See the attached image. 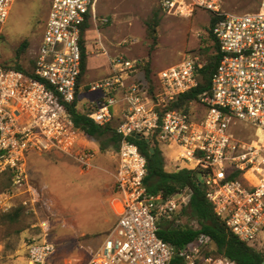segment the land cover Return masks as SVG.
<instances>
[{
  "label": "built area",
  "instance_id": "built-area-1",
  "mask_svg": "<svg viewBox=\"0 0 264 264\" xmlns=\"http://www.w3.org/2000/svg\"><path fill=\"white\" fill-rule=\"evenodd\" d=\"M14 1L0 0V25ZM98 1L51 0L30 73L0 66V167L14 173L12 187L0 194V212L11 208L18 195H26L24 206L43 202L28 174L31 153L67 155L83 170L94 166L96 153L81 146L86 136L75 129L69 106L89 87L80 83L81 42L85 25L97 22ZM157 3L174 17L204 11L216 18L213 34L221 61L210 91L200 94L198 103L191 102L189 111L170 106L199 86L203 65L195 55L161 71L152 92L144 80L132 81L135 74L143 75L140 61L123 56L111 60L109 79L89 87L102 90L103 97L83 109L79 103V109L98 126L116 123L122 140L114 179L118 220L88 264H236L214 255L206 235L181 249L158 236L161 220L182 224L179 215L190 194L151 193L145 182L147 159L129 138L153 137L161 148L175 146L172 171L197 170L215 215L228 229L249 246L264 241V0L246 14L225 12L222 0ZM248 130L255 133L242 139ZM55 251L45 239L34 241L27 264H47Z\"/></svg>",
  "mask_w": 264,
  "mask_h": 264
},
{
  "label": "rangeland",
  "instance_id": "rangeland-1",
  "mask_svg": "<svg viewBox=\"0 0 264 264\" xmlns=\"http://www.w3.org/2000/svg\"><path fill=\"white\" fill-rule=\"evenodd\" d=\"M260 2L222 0V6L227 13L246 14L255 12ZM50 6L51 0L14 1L9 18L0 25V66L18 64L27 70L32 68ZM157 9V0L98 1L97 22H93L85 34L87 69L83 77L84 86L93 88L109 79L113 75L111 60L118 56L135 62L151 61L154 81L161 71L179 63L185 55L201 58V41L208 35L207 27L212 16L198 11L191 18H179L162 12L158 43L150 55L152 41L147 37L146 22ZM103 20L108 22L103 23ZM25 41L28 48L19 56L18 49ZM143 80L139 73L133 76L132 81L139 83ZM102 97V90L85 89L80 96V105L95 103ZM254 133L248 130L241 138L248 140ZM81 146L96 153L95 165L91 169L82 170L67 155H44L34 161V174L47 177V192L42 196L43 202L35 207L24 206L22 201L26 195H18L11 208L0 212V264H27L29 244L44 239L56 248L47 264H88L109 235L116 217L109 206L106 209L102 207L96 193L91 190L101 181H88L83 176L99 174L106 181L112 180L117 151L109 149L103 152L100 141L89 137H84ZM161 152L166 166H173L177 148L164 146ZM169 170L172 171L171 168ZM4 172L0 167V175ZM37 179L34 178L36 185ZM199 180L203 182L201 176ZM4 183L5 178L0 177V193L5 190ZM62 189L68 193L70 203L64 201ZM20 208L23 211L15 221L4 220L5 215L15 214ZM182 223L196 226L193 220L185 217ZM256 249L264 250V241L257 244Z\"/></svg>",
  "mask_w": 264,
  "mask_h": 264
},
{
  "label": "trees",
  "instance_id": "trees-1",
  "mask_svg": "<svg viewBox=\"0 0 264 264\" xmlns=\"http://www.w3.org/2000/svg\"><path fill=\"white\" fill-rule=\"evenodd\" d=\"M162 13L160 7L155 10L146 22L147 37L152 41L150 46V55L155 50L158 43V28L161 23ZM217 23L216 18H211L209 27H207V37L201 41L199 54L201 56V63L203 68L199 70L200 83L199 86L189 93H186L178 101L171 104L170 109H179L189 111L191 109V102L198 103L200 94L211 89L212 77L221 61V53L219 50V43L213 34V29ZM89 29L86 24L83 31L82 47V76L80 83L83 82L87 69V50L85 46V34ZM28 42L25 41L18 49L20 56L28 48ZM34 61L32 62V66ZM6 69H14L25 73H30V70L25 69L21 65H2ZM138 68L144 76V82L150 92L155 89L154 78L152 77L151 61L138 64ZM90 90L89 87L86 88ZM79 95L75 102L69 106L72 114L74 126L76 130H80L86 137L96 139L101 143V151L105 152L113 149L118 152L121 144V137L116 132V123L101 127L90 120L86 114L79 109ZM91 106V105H90ZM129 141L138 146L142 155L147 159L146 185L148 190L154 194H163L170 196L177 193L187 191L190 194V201L187 207L183 208L180 213V218H187L193 220L196 226H190L188 223L175 225L166 220L159 222L158 236L167 244L176 249H181L188 243L195 241L201 235L210 237L215 250L214 255L226 257L236 264H263L264 250H257L256 247L249 246L241 242L226 226V224L218 218L213 207L206 197V190L199 180V172L197 170L182 169L179 172L169 171L167 169L163 154L161 152V145L156 138H149L146 140H139L135 137L129 138ZM154 153H151V150ZM0 152V156H1ZM0 177L5 178L3 187L5 191L9 190L13 184L14 173L11 170L4 172ZM1 194V193H0ZM22 208L18 209V213L7 214L4 216L6 222L15 221Z\"/></svg>",
  "mask_w": 264,
  "mask_h": 264
},
{
  "label": "crops",
  "instance_id": "crops-1",
  "mask_svg": "<svg viewBox=\"0 0 264 264\" xmlns=\"http://www.w3.org/2000/svg\"><path fill=\"white\" fill-rule=\"evenodd\" d=\"M87 106L88 105L82 107L80 105V109L86 108ZM56 154L57 155H62V154H59V153H48V154H43V155L31 153L29 155L31 157L29 159L30 162L27 161V169H28L30 182H31V184L34 187H36L38 189V191L42 194V196H44V193L47 192V187L45 186L47 177H46L45 174L44 175L43 174L42 175H38V176H36L34 174V171L32 170L33 165H34V161H36L38 157L41 158L44 155H56ZM33 155H35V157H33ZM95 161L96 160H94V165H95ZM167 162L172 163L170 161H167ZM169 168L172 169V166H167L168 170H169ZM116 171H117V152H116V156H115V172L113 174V179L112 180L106 181L105 180L106 178L100 176L99 174H94L93 176H90V177L83 176V178H85L88 181H93L94 179H97V181H101V183H98L97 185H94L95 188H91V190H93V192L96 193V197H97L98 201H100L102 207L104 209H106L109 206L110 210L114 213L116 219L113 222V225H112L111 228H113V226L116 224V222L118 220L117 210H118V206H119V199H118V195L116 194V192L114 190V179H115ZM34 178L35 179L38 178L37 179L38 185H36V183L34 182ZM84 191H87V190H84ZM62 197H63L64 201L70 203V199L68 198L69 195H68V193H66V191L63 192V189H62Z\"/></svg>",
  "mask_w": 264,
  "mask_h": 264
},
{
  "label": "water",
  "instance_id": "water-1",
  "mask_svg": "<svg viewBox=\"0 0 264 264\" xmlns=\"http://www.w3.org/2000/svg\"><path fill=\"white\" fill-rule=\"evenodd\" d=\"M135 138L136 139H139V140H146V139H144L143 137H141V136H135ZM155 151L152 149L151 150V153H154ZM264 264V263H263Z\"/></svg>",
  "mask_w": 264,
  "mask_h": 264
}]
</instances>
